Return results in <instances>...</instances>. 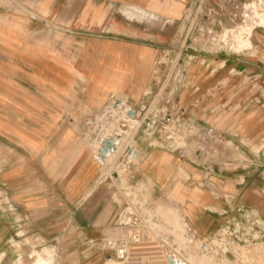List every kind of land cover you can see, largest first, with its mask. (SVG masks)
<instances>
[{"label":"rangeland","instance_id":"1","mask_svg":"<svg viewBox=\"0 0 264 264\" xmlns=\"http://www.w3.org/2000/svg\"><path fill=\"white\" fill-rule=\"evenodd\" d=\"M125 2L0 0V90L12 94L3 110L29 129L49 127L56 145L69 137L72 150L85 147L102 169L89 199L114 196L125 205L122 214L126 203L153 201L175 227L176 264H187L188 255L201 263L184 237L180 214L165 206V194L152 181L179 168L180 160V171L201 181L198 163L210 159L216 174L224 175L222 189L232 191L244 173L255 182L256 168L264 165V145L254 142L264 138V0H152L161 16L144 21L126 18ZM240 66L246 70L235 71ZM117 78L120 91L102 88ZM124 96L134 126L129 146L111 160L95 143ZM198 125L213 127L234 144L232 160L217 152L222 147L213 146ZM184 189L187 198L195 193L199 200L198 189ZM172 194L184 196H166ZM120 217L105 236L119 231ZM55 247H40L45 253L35 263L56 264Z\"/></svg>","mask_w":264,"mask_h":264},{"label":"crops","instance_id":"2","mask_svg":"<svg viewBox=\"0 0 264 264\" xmlns=\"http://www.w3.org/2000/svg\"><path fill=\"white\" fill-rule=\"evenodd\" d=\"M140 1L151 5L152 0ZM229 62L224 60L226 66ZM242 62L245 66L250 63L248 59ZM245 70L241 66L235 69ZM6 97H12L11 92L0 90V264H17L25 257L29 260L24 264H38L35 259L45 253L40 247L53 243L56 247L51 253L56 264H112L114 253L89 248L87 242L99 240L113 229L125 205L114 196L110 200H90L102 174L90 152L81 146L72 150L69 137L56 145L49 127L29 129L10 120L3 110ZM254 142L264 145V138H254ZM178 165L179 168L162 171L157 180L147 177L158 192L179 191L184 195L172 194L170 199L182 205L199 235L212 234L226 222V198L230 196L264 217V165L256 168L255 182L244 173L233 182L232 191L222 189L224 175L213 176L215 194L186 183V178L199 179L192 172L180 171L182 160ZM177 180L182 185L174 186ZM183 185L189 191L198 189L199 200L194 198L195 193L187 198ZM100 207L102 212L96 216Z\"/></svg>","mask_w":264,"mask_h":264},{"label":"built area","instance_id":"3","mask_svg":"<svg viewBox=\"0 0 264 264\" xmlns=\"http://www.w3.org/2000/svg\"><path fill=\"white\" fill-rule=\"evenodd\" d=\"M196 129L205 131L213 146L222 147V150L217 148V152L232 160L230 151L235 146L231 141L218 134L213 127L198 125ZM198 166L201 167L202 180L186 178L184 181L215 194L216 183L212 177L217 174L212 160L199 162ZM160 193L163 192L160 190ZM163 197L165 206L180 214L185 239L203 257V262L199 264H264V217L256 209L247 207L233 196L227 197L228 219L214 233L201 236L184 214L182 205L166 194ZM127 205L133 210V214H129L131 220L119 224L115 235L90 239L87 246L114 253L116 264H150L155 256L168 260L172 252L180 247L174 225L155 210L151 200ZM181 252L186 251L181 249Z\"/></svg>","mask_w":264,"mask_h":264},{"label":"bare ground","instance_id":"4","mask_svg":"<svg viewBox=\"0 0 264 264\" xmlns=\"http://www.w3.org/2000/svg\"><path fill=\"white\" fill-rule=\"evenodd\" d=\"M146 6H149V7H146ZM262 9L264 11V8H262ZM122 11H123V14L125 15V17L127 19H130V20H138V21L143 20L144 21V20H146V18L148 16L149 17H155V18L161 16L159 13H157L153 10V4L148 5V3H147L146 5H144L143 2H141L140 0H133V1L129 0L128 2H125L124 7L122 8ZM253 12H255V9ZM258 12L261 13L260 11H258ZM256 14H258V13H256ZM253 18L254 17L252 16V19ZM121 81L122 80L117 78V83L115 81V83H109L107 85L105 84L102 86V88L104 90H110V91L113 90L111 92L120 91L122 88L121 86L123 85L121 83ZM117 93H119V92H117ZM113 99H114V97H113ZM115 105L116 106L114 109V111H115L114 118L111 119V121L109 120L107 129L105 131L103 130L104 132H103L102 140L96 141V143H95V147L97 148V151L100 152V155H102V157L107 155V157L109 156L111 160H112V158H114L113 156H115L116 153H118V152L121 153L124 149H126L129 146V142H130L129 136L131 134L132 127L134 126V118L130 114L132 111V107L129 106L127 103V96L119 98L118 103H116ZM108 139H113L115 141V147L113 150L112 149L110 150L111 151L110 153H105V152L102 153V151L105 147V141H107ZM129 152H130V154L134 153L131 148L129 149ZM127 164H128V162H127ZM127 164H126V166H127ZM125 183L126 182H124V181L122 182V184H125ZM187 255H188V253H187ZM185 260H186L187 264H189V262H191L192 264H199V262L197 260H195L192 255H188V259L186 258ZM111 263L116 264L114 260H111ZM168 263H169L168 260L163 258L162 256H155L154 258H152V260L150 262V264H168Z\"/></svg>","mask_w":264,"mask_h":264},{"label":"water","instance_id":"5","mask_svg":"<svg viewBox=\"0 0 264 264\" xmlns=\"http://www.w3.org/2000/svg\"><path fill=\"white\" fill-rule=\"evenodd\" d=\"M132 116L135 115V113L133 111H131L130 113ZM115 147V141L113 139H108L107 141H105V147L102 151V153H110L111 149L113 150ZM129 214H133V210L131 207H126V209L124 210L123 214L121 215L120 217V220H119V224H122V223H128L130 220H131V217L129 216ZM168 262L170 264H176L177 262V257L176 255H170L169 258H168Z\"/></svg>","mask_w":264,"mask_h":264}]
</instances>
